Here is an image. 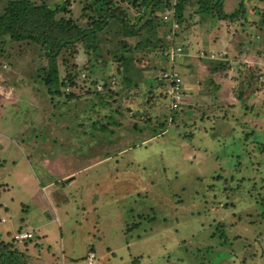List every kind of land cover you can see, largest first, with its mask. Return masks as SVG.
<instances>
[{"label": "rangeland", "instance_id": "374dc122", "mask_svg": "<svg viewBox=\"0 0 264 264\" xmlns=\"http://www.w3.org/2000/svg\"><path fill=\"white\" fill-rule=\"evenodd\" d=\"M46 1L77 19L85 4ZM241 1L244 12L213 28L187 6L173 44L175 23L160 26L163 51L135 50L144 85L78 47L55 63L57 81L74 85L50 94L35 46L0 41L1 264H87L88 252L93 264H264V0H225L223 11ZM177 47L172 64L194 73H180L170 112L150 80ZM200 51L229 67L199 68Z\"/></svg>", "mask_w": 264, "mask_h": 264}, {"label": "trees", "instance_id": "16d2710c", "mask_svg": "<svg viewBox=\"0 0 264 264\" xmlns=\"http://www.w3.org/2000/svg\"><path fill=\"white\" fill-rule=\"evenodd\" d=\"M84 1L83 11H80L81 16L77 19L70 15L65 2L52 8L46 0H8L2 5L0 0V41L7 37L9 42L28 43L35 46L37 57L46 60L48 64V69L44 67L39 69L41 72L39 83H42L50 94H61L62 88L67 87L68 89L74 85L73 79L69 77L65 81H57L56 59L65 50L76 51L78 47H81L86 53L95 54L97 59H106L111 56L112 62L116 64L117 74H121L123 81L126 84L134 82V85H138L141 82H148L149 76L146 75L145 69L137 65L139 60L135 55V50L145 51L151 48L163 51L167 44H163V39L157 29L160 26L165 27L166 24L167 26L170 24L172 29L173 22L177 24V27H182L183 13L187 6L196 7L195 12L199 15L201 22H204L205 17L208 16L212 28L219 26L221 21L235 19L238 13L244 12L242 1L237 10L229 14L223 11L225 0ZM160 7L163 8L161 11L164 13L172 12L170 21H162L161 17L156 14ZM130 9L140 12L138 11L137 15L130 19L128 14ZM159 14H161L160 11ZM260 15L262 18L258 27L261 30L259 32H262L264 31V10ZM170 30L163 35L171 34ZM176 30L177 28L172 29L173 34L169 36L172 44L176 43L180 36ZM114 36L118 39L105 41V38ZM129 39L135 40L133 45L129 43ZM106 43L113 46L109 47ZM207 59L205 63L210 70L221 69L222 66L229 67L225 61ZM150 81L158 82L156 84L159 86L163 85L158 78ZM100 94L105 96L108 92L99 93V96ZM71 96L72 94L69 93L67 97ZM263 201L262 204H264ZM262 217H264V211ZM11 239L17 243L14 238ZM2 242L0 244H3ZM4 246L8 247V245ZM3 255L6 254L3 253ZM4 259L9 263V255Z\"/></svg>", "mask_w": 264, "mask_h": 264}, {"label": "built area", "instance_id": "2783aa9c", "mask_svg": "<svg viewBox=\"0 0 264 264\" xmlns=\"http://www.w3.org/2000/svg\"><path fill=\"white\" fill-rule=\"evenodd\" d=\"M167 17L164 16V19ZM174 28L177 26L174 24ZM182 54L181 48L177 47L175 48V51L170 55V58L168 54L165 56L168 58L169 62V67L166 69L164 72L161 73V75L158 77V81L163 83L164 88V95L165 98L168 99V102L165 104V108L168 111H174L180 107L181 101L183 99L182 95V78L178 70L176 69L175 65L172 64L174 55L180 56ZM212 53L209 54L208 57L205 56V53L200 51L199 57L200 58H209L213 59ZM68 90V89H67ZM32 232L26 231V232H18L13 236V238L21 242L25 239H30L32 237ZM95 260V254L93 252H88L86 261L87 264H93V261Z\"/></svg>", "mask_w": 264, "mask_h": 264}, {"label": "crops", "instance_id": "0c3cea01", "mask_svg": "<svg viewBox=\"0 0 264 264\" xmlns=\"http://www.w3.org/2000/svg\"><path fill=\"white\" fill-rule=\"evenodd\" d=\"M213 51H215V50H213ZM212 53H215L216 54V51L215 52H212ZM186 55V53L184 54V56ZM220 55V54H219ZM183 56V57H184ZM183 57H181V58H183ZM198 60H196V62H197V66L199 67V68H201V67H207V69H208V66L206 65V63H203V62H205L206 60H208L207 58H197ZM212 60H214V59H212ZM216 60V59H215ZM180 73L182 74V77H183V79L185 80L186 79V77L187 76H190L191 77V75L194 73V72H191V70H190V75H188V73H182L181 71H180ZM185 82H186V80H185ZM144 83H146L147 84V82H141V83H139V84H142V85H144ZM182 85H183V83H182ZM133 106L131 105V106H129V107H127V108H132ZM3 222V221H2ZM90 251H92V250H90ZM95 254V253H94ZM95 258H96V255H95Z\"/></svg>", "mask_w": 264, "mask_h": 264}]
</instances>
